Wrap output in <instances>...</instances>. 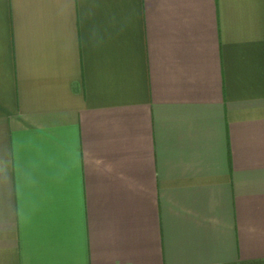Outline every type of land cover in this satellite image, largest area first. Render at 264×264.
I'll use <instances>...</instances> for the list:
<instances>
[{
    "label": "crops",
    "instance_id": "crops-1",
    "mask_svg": "<svg viewBox=\"0 0 264 264\" xmlns=\"http://www.w3.org/2000/svg\"><path fill=\"white\" fill-rule=\"evenodd\" d=\"M0 264H264V0H0Z\"/></svg>",
    "mask_w": 264,
    "mask_h": 264
}]
</instances>
